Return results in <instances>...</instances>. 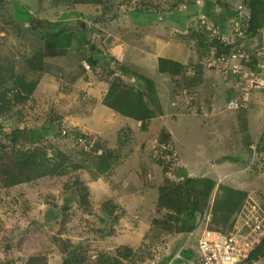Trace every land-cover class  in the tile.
<instances>
[{
	"label": "rangeland",
	"instance_id": "rangeland-1",
	"mask_svg": "<svg viewBox=\"0 0 264 264\" xmlns=\"http://www.w3.org/2000/svg\"><path fill=\"white\" fill-rule=\"evenodd\" d=\"M198 1L0 0V58L11 60L17 75L38 81L26 103L14 101L20 92L15 80L0 92V165H20L19 151L35 147L48 163L60 151L70 159L56 176L26 184L7 186L0 176L3 264H24L39 253L44 264H63L75 250L81 258L74 264H171L184 246L195 247L190 234L200 214H190L185 228L164 222L159 187L183 183L180 169L194 181L182 188L190 204L208 179L217 181L205 211L211 208L222 229L248 198L264 209V29L249 41L235 36L244 0H221L238 11L235 24L221 33L232 45L230 59L221 61L226 55L211 46L209 15L223 7L218 0ZM193 34L204 40L198 43ZM38 51L45 54L41 74L29 64ZM94 57L105 60L96 65ZM160 57L186 71L176 78L160 72ZM122 70L129 74L117 77ZM137 74L154 81L166 116L148 130L104 105L118 80L147 91ZM48 124L51 129L31 141ZM91 140L116 151L109 173L97 172ZM76 177L90 188V207L72 198ZM224 186L244 194L227 202ZM109 201L119 207L113 214Z\"/></svg>",
	"mask_w": 264,
	"mask_h": 264
},
{
	"label": "trees",
	"instance_id": "trees-1",
	"mask_svg": "<svg viewBox=\"0 0 264 264\" xmlns=\"http://www.w3.org/2000/svg\"><path fill=\"white\" fill-rule=\"evenodd\" d=\"M76 1L78 3L84 4H104V0ZM218 1L221 3V0ZM221 6L223 7V11L220 15H210L212 18H214V21H219L222 34L224 35V33H228L229 28L231 27L230 25L235 24V18L237 17L238 11L236 8H233L227 3H221ZM242 7L244 11L250 12L249 26L246 30V33L248 36L254 37L258 35L262 29H264V0H244ZM209 9L212 10L211 8ZM192 36L197 40L198 43H201L204 40L203 36L200 34H193ZM211 46L216 49V53L218 55L228 56L232 50V45L222 42L219 37H213ZM99 59L100 57H94V63L96 65L105 60V58H101V60ZM158 59L159 69L162 73H168L172 77L176 78L182 76L186 71V67L182 63L163 57ZM29 64L33 72L41 74L44 71V66L46 65L45 54L42 51H38L33 56V58L30 59ZM128 74L129 73L127 72V75ZM102 76H105L104 73L101 74L100 77ZM137 76L139 77H133L138 79L142 78V80H144V82L148 85L147 91H137L128 85H123L122 80H118L109 88V94L107 95L106 93L104 105L127 118L141 122L143 130H148V127L153 120L164 116V111L159 103L158 91L154 81L149 78L145 79L142 75L140 76L137 74ZM12 80L16 81V84L20 90V92L18 91L14 94L15 103H26L36 89L38 84L37 79L28 80L22 75H17L14 63L9 59L4 60V58H0V92H2L6 84ZM195 83H197V81L196 79H193L192 84L195 85ZM0 102H5L4 96H0ZM51 127L52 125L48 124L47 126H43L38 133L34 132L32 134L31 141L34 143L38 142L40 137H43V134L50 130ZM82 137H85V134L82 135ZM79 143L81 142L79 141ZM36 148L37 147H35L33 150L25 152L19 151L18 158L20 160L22 159L20 165H16L11 161H8L7 165H0V176L6 178L7 186H17L33 182L44 177H54L68 164L70 160L65 153L60 151L57 153L54 161L52 163H48L47 155L45 153L39 152L38 148ZM92 150L96 154L97 172L99 174L109 173L112 170L115 160L119 159V157L116 155V151L114 149L111 150L107 148H101L98 141H95L94 145L92 146ZM38 153L41 154V157L38 156ZM78 168H80V166H76V169ZM178 174L179 177L183 179V183L165 184L159 187V198L157 204L159 210L165 214V223L181 222L184 225L183 228H185L187 218L190 214L196 215L197 213H202L205 210L207 203L217 185V181L208 179L205 187L201 188L200 190V199L194 204H190L186 200L182 188L190 185L194 181L188 176L186 170L180 169ZM221 187L222 185H219V188ZM72 189V198L76 195V198L83 207H90L91 192L88 184L80 177H76ZM224 191L227 197V202H231L236 196L244 194L242 191L231 189L225 186ZM72 202V199H69L66 205H69ZM106 206L110 207L111 214L119 209L118 205L113 203V201H109ZM241 208L242 207H239V210H241ZM120 218V215L116 216L117 221H119ZM157 223L161 224L162 221H157ZM222 227V222L216 223L214 219L210 224L211 229L224 230ZM224 227L227 228V226ZM192 253V250L189 249L187 252H185V256L190 258ZM263 256L264 241L255 249L247 263L258 264L260 263V260ZM80 258L81 253H77L75 250L71 253V256L64 261L63 264H74L75 262L79 261ZM177 263L180 264V262ZM0 264H3L1 260ZM24 264H44V255L41 253L31 255ZM172 264H176V262H173Z\"/></svg>",
	"mask_w": 264,
	"mask_h": 264
},
{
	"label": "built area",
	"instance_id": "built-area-1",
	"mask_svg": "<svg viewBox=\"0 0 264 264\" xmlns=\"http://www.w3.org/2000/svg\"><path fill=\"white\" fill-rule=\"evenodd\" d=\"M198 2L200 3V0ZM212 2H209L208 7L212 5ZM200 14L197 13L196 17L200 16ZM209 16L212 17L211 15ZM249 19L250 14L246 13L243 16V20L236 22L235 36L250 40L246 33ZM211 28L215 34L212 36L219 37L222 40L220 37L222 33L220 23L211 19ZM229 59L230 56H223L221 61H228ZM122 71L121 75L117 77L124 78L126 71ZM231 105L238 106V103L237 101H232ZM79 141L82 144H87L83 138ZM94 143L95 141H92L90 145L93 146ZM248 199L229 227L224 230L210 228L212 222L211 208L208 211H205V209L200 213L198 221L195 222L194 229L190 234V239L193 238L195 240L192 256L190 258L185 256V252L189 250L187 249L188 245H186L177 253L172 263L248 264L247 262L252 253L264 239V209L254 199Z\"/></svg>",
	"mask_w": 264,
	"mask_h": 264
},
{
	"label": "crops",
	"instance_id": "crops-1",
	"mask_svg": "<svg viewBox=\"0 0 264 264\" xmlns=\"http://www.w3.org/2000/svg\"><path fill=\"white\" fill-rule=\"evenodd\" d=\"M157 50H158V48H157ZM147 89H148V87L146 86V87H145V90H147ZM161 100H162V99H161ZM163 109H164V108H163ZM164 112H165V111H164ZM165 117H166V116H165V113H164V116H162V117H160V118H157V120H158V121H162V120L165 119ZM155 120H156V119H155ZM153 121H154V120H153ZM137 123H139V122H137ZM171 134H172V133H171ZM172 136H173V135H172ZM253 264H254V263H253Z\"/></svg>",
	"mask_w": 264,
	"mask_h": 264
},
{
	"label": "bare ground",
	"instance_id": "bare-ground-1",
	"mask_svg": "<svg viewBox=\"0 0 264 264\" xmlns=\"http://www.w3.org/2000/svg\"><path fill=\"white\" fill-rule=\"evenodd\" d=\"M164 49H178V50H182V48H179V47L178 48H175V47H173L171 45H168V44L165 45Z\"/></svg>",
	"mask_w": 264,
	"mask_h": 264
},
{
	"label": "clouds",
	"instance_id": "clouds-1",
	"mask_svg": "<svg viewBox=\"0 0 264 264\" xmlns=\"http://www.w3.org/2000/svg\"><path fill=\"white\" fill-rule=\"evenodd\" d=\"M246 13H249V14H250V12L242 11V14H243V15H242V20H243V16H244ZM238 21H241V20H238ZM238 21H237V22H238Z\"/></svg>",
	"mask_w": 264,
	"mask_h": 264
}]
</instances>
